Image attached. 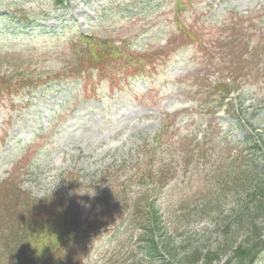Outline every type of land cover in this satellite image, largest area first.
I'll use <instances>...</instances> for the list:
<instances>
[{"label":"rangeland","instance_id":"obj_1","mask_svg":"<svg viewBox=\"0 0 264 264\" xmlns=\"http://www.w3.org/2000/svg\"><path fill=\"white\" fill-rule=\"evenodd\" d=\"M3 4L0 12L18 18L14 24L35 22L39 29L29 26L13 36L14 24L0 20V74L14 73L16 79L20 74L34 84L53 74L65 77L66 70L68 76L82 34L129 42L145 55L118 59L119 67L131 65L118 77L111 70L118 85L96 78L88 88L71 83L58 91L20 90L0 97V184L11 178L9 183L37 201L26 216L21 198H13L11 190L0 195V264H44V255L30 262L20 233L29 229L37 241V225L49 218L56 196L74 198L70 215L80 213L81 230H98L75 239L74 249L51 243L62 264H150L146 239L152 233L130 224L128 210L154 196L164 214L155 239L165 260L205 264L202 253L222 254L220 264L226 262L231 256L226 250L248 235L254 217L245 209L253 207L250 185L236 186L239 175L251 184L250 166L232 162L235 150H243L239 158L248 155L245 148H234L250 134V124L252 133L264 137V36L257 35L264 32V0ZM238 17L244 18L237 28L245 39H235L237 33L226 25ZM180 26L187 30L184 38ZM233 68L244 74L242 89L233 94L230 108L213 116L206 112V103L215 99L213 82ZM139 73L146 77L130 81L125 75ZM162 131L159 151L167 160V179L153 193L135 179V159L147 146L158 147L154 141ZM103 193L113 196L106 201ZM64 204L71 205L67 198ZM257 224L264 227V216ZM255 264H264V252Z\"/></svg>","mask_w":264,"mask_h":264},{"label":"trees","instance_id":"obj_2","mask_svg":"<svg viewBox=\"0 0 264 264\" xmlns=\"http://www.w3.org/2000/svg\"><path fill=\"white\" fill-rule=\"evenodd\" d=\"M55 4V6H61L63 5L67 0H52ZM0 5H2V2H0ZM17 16L18 14H14ZM18 18L13 17L10 13H3L0 14V20H3L5 25L14 24L15 21ZM31 18L27 19L29 21ZM28 23V22H27ZM31 25H34L33 23H30ZM28 27L26 25H16L14 24L13 27V35H17L18 32H27ZM79 42L82 44L79 48V51L76 54V57L79 58V61L77 63H80L79 66L73 68L77 72H73L71 77L77 76L82 71L87 69L90 66H93L95 68H98L100 73L102 75L106 76L109 67L113 68V65H116L118 63V59L121 60L126 58L127 56H134L133 54H129L125 48H118L114 42L105 40V41H98L95 40L92 37L82 35V37L79 38ZM128 50V49H127ZM128 60H133L129 58ZM107 64V67H106ZM128 67V66H127ZM124 67H118L117 70H121ZM107 69V72H106ZM127 69V68H126ZM80 72V73H78ZM105 73V74H104ZM109 74V73H108ZM109 76V75H108ZM22 83L21 80H15L13 76H1L0 75V96L4 93H8ZM228 93V92H227ZM227 94H224L221 98V102L224 100V96ZM250 141V151L255 153H264V140H257L253 136H248V142ZM252 165V184L256 187V194L259 196L260 202L257 206V209L254 211V217L250 218V224H249V233L246 238L242 240V243L239 244L235 249L233 248L236 244V242L233 243L227 250L226 253L229 251L231 253V256L229 259L224 262L223 264H254L257 260L258 255L260 254L261 250L264 248V233H262L263 228L257 225V221L260 216H264V162L259 160L258 158L252 157L250 161ZM143 176V175H141ZM10 192V189L8 186H4L2 190H0V195L4 192ZM11 194V192H10ZM26 200L25 205L30 207L29 212L27 215H30V213L34 210V200L29 198H24ZM52 217H57L59 213H55L53 210ZM26 215V216H27ZM147 215L151 218L150 224L152 226V229H158L160 225V215L159 210L155 208L152 204L147 209ZM147 218L149 221L150 218ZM149 243L151 240H147ZM152 253H155L156 246L153 243L150 245ZM50 246L43 247L41 246L38 241L36 242L35 248L32 250L31 256L34 257L35 254L41 253L43 251L44 254L50 255L51 249ZM230 249V250H229ZM222 254H217L216 256H210L209 254H206L205 256L201 253L199 255V258H204L205 264H214L215 262L220 263ZM157 258L158 255H155ZM198 258V261H199Z\"/></svg>","mask_w":264,"mask_h":264}]
</instances>
